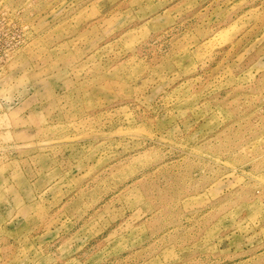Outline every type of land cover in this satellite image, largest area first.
<instances>
[{
	"label": "rangeland",
	"instance_id": "1",
	"mask_svg": "<svg viewBox=\"0 0 264 264\" xmlns=\"http://www.w3.org/2000/svg\"><path fill=\"white\" fill-rule=\"evenodd\" d=\"M0 264H264V0H0Z\"/></svg>",
	"mask_w": 264,
	"mask_h": 264
}]
</instances>
